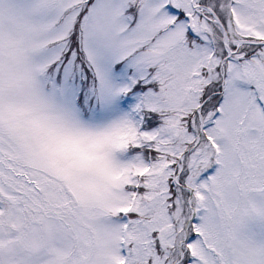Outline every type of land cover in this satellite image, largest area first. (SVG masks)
Wrapping results in <instances>:
<instances>
[{"label": "snow or ice", "instance_id": "1", "mask_svg": "<svg viewBox=\"0 0 264 264\" xmlns=\"http://www.w3.org/2000/svg\"><path fill=\"white\" fill-rule=\"evenodd\" d=\"M0 264H264V0H0Z\"/></svg>", "mask_w": 264, "mask_h": 264}]
</instances>
